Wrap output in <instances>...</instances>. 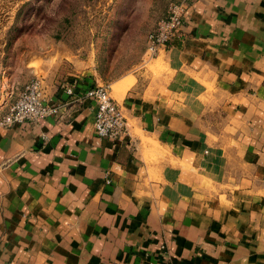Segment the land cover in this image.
<instances>
[{
	"label": "crops",
	"instance_id": "crops-1",
	"mask_svg": "<svg viewBox=\"0 0 264 264\" xmlns=\"http://www.w3.org/2000/svg\"><path fill=\"white\" fill-rule=\"evenodd\" d=\"M188 2L168 48L107 83L124 141L95 134L83 92L103 82L81 58L41 76L60 116L0 128V264H156L162 246L264 264V0Z\"/></svg>",
	"mask_w": 264,
	"mask_h": 264
},
{
	"label": "rangeland",
	"instance_id": "rangeland-1",
	"mask_svg": "<svg viewBox=\"0 0 264 264\" xmlns=\"http://www.w3.org/2000/svg\"><path fill=\"white\" fill-rule=\"evenodd\" d=\"M170 1L0 0V78L19 91L81 58L109 84L151 59H141L146 35Z\"/></svg>",
	"mask_w": 264,
	"mask_h": 264
},
{
	"label": "built area",
	"instance_id": "built-area-1",
	"mask_svg": "<svg viewBox=\"0 0 264 264\" xmlns=\"http://www.w3.org/2000/svg\"><path fill=\"white\" fill-rule=\"evenodd\" d=\"M188 5V0H171L168 3L164 15L156 20L146 35L143 62L168 48L181 34ZM75 83V80H65L61 82L59 89L67 96H76L75 98L80 99L81 94L76 95L75 92ZM83 96L90 98L95 104L93 122L95 134L116 142L124 141L129 135L128 123L120 106L110 95L109 85L87 87ZM66 105V101L60 99L48 100L44 93L42 77L35 76L18 91L6 111L0 113V128L60 116ZM163 247L160 249L156 264H171L167 250Z\"/></svg>",
	"mask_w": 264,
	"mask_h": 264
}]
</instances>
